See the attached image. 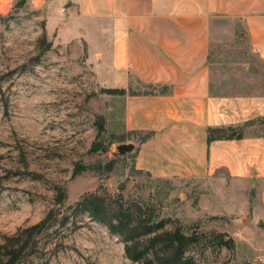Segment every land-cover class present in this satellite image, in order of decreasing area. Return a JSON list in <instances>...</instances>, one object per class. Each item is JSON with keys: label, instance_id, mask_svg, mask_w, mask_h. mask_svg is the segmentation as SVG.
I'll return each mask as SVG.
<instances>
[{"label": "rangeland", "instance_id": "374dc122", "mask_svg": "<svg viewBox=\"0 0 264 264\" xmlns=\"http://www.w3.org/2000/svg\"><path fill=\"white\" fill-rule=\"evenodd\" d=\"M209 63L212 92L264 93V61L251 51L243 21H212ZM94 74L84 46L56 41L24 0L0 13V247L20 248L17 264H146L127 258L117 235L76 209L82 196L96 194L162 218L163 229L181 228L194 238L191 264L256 263L264 182L220 170L159 178L136 169L145 132L122 128V98ZM151 89L134 82L129 90ZM261 124L239 131L261 134ZM120 143L134 148L119 154Z\"/></svg>", "mask_w": 264, "mask_h": 264}, {"label": "crops", "instance_id": "0c3cea01", "mask_svg": "<svg viewBox=\"0 0 264 264\" xmlns=\"http://www.w3.org/2000/svg\"><path fill=\"white\" fill-rule=\"evenodd\" d=\"M14 1L0 0V13ZM24 2L41 13L44 30L56 41L84 46L105 88L129 89L134 82L152 87L120 95L122 128L153 132L135 146L136 169L159 178L220 170L235 181L264 182V128L207 140L208 127L239 129L258 119L264 126V93L212 92L209 63L215 18L243 21L251 51L264 61V0ZM255 253L257 262L250 263L264 264V249Z\"/></svg>", "mask_w": 264, "mask_h": 264}, {"label": "trees", "instance_id": "16d2710c", "mask_svg": "<svg viewBox=\"0 0 264 264\" xmlns=\"http://www.w3.org/2000/svg\"><path fill=\"white\" fill-rule=\"evenodd\" d=\"M130 89V88H129ZM129 89L106 88V92L111 94L126 95L136 94ZM153 136L152 131H146L145 135L139 141H145ZM242 133L234 127H208V142L215 139L240 138ZM76 209L79 212H85L87 215L106 226L109 232L117 235L124 243L126 257L146 264H191V257L187 254L190 244L194 238L187 235L181 228L173 230L163 229L165 220L151 219L145 215L136 212L128 205L122 203L113 204L105 198L96 194H87L76 203ZM43 222L29 228L38 229ZM220 239V245H227V239L224 241L223 233L217 235ZM228 242V243H227ZM0 264H17L16 260L21 252L20 248L3 245L0 247Z\"/></svg>", "mask_w": 264, "mask_h": 264}, {"label": "water", "instance_id": "95a60500", "mask_svg": "<svg viewBox=\"0 0 264 264\" xmlns=\"http://www.w3.org/2000/svg\"><path fill=\"white\" fill-rule=\"evenodd\" d=\"M134 148L133 143H120L116 146V152L119 154H124L131 151Z\"/></svg>", "mask_w": 264, "mask_h": 264}]
</instances>
